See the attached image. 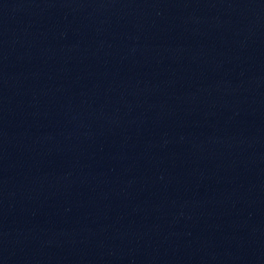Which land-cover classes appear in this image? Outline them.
<instances>
[{"label": "water", "instance_id": "water-1", "mask_svg": "<svg viewBox=\"0 0 264 264\" xmlns=\"http://www.w3.org/2000/svg\"><path fill=\"white\" fill-rule=\"evenodd\" d=\"M0 264H264V0H0Z\"/></svg>", "mask_w": 264, "mask_h": 264}]
</instances>
